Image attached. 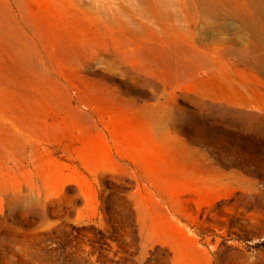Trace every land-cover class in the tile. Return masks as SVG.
<instances>
[{"label":"rangeland","instance_id":"1","mask_svg":"<svg viewBox=\"0 0 264 264\" xmlns=\"http://www.w3.org/2000/svg\"><path fill=\"white\" fill-rule=\"evenodd\" d=\"M206 12L0 0V264H264V16Z\"/></svg>","mask_w":264,"mask_h":264},{"label":"bare ground","instance_id":"2","mask_svg":"<svg viewBox=\"0 0 264 264\" xmlns=\"http://www.w3.org/2000/svg\"><path fill=\"white\" fill-rule=\"evenodd\" d=\"M200 2L204 5V10L206 9L207 12H216V11L222 12L223 11L225 13L238 15L239 14L238 10H240V9H245V8H248L249 6L252 7V9H255L258 14L257 13H251L249 15V17L246 19L245 24H247L248 28L250 29V33L248 35L252 36L250 38V39H252V46H254L256 48H260V45L257 43L256 40H254V38L259 40L257 38L256 34L261 33L260 31H257L258 28H256L255 24L257 23V21H259L261 19V16H264V11H262L259 8V6H260L264 10V0H200ZM201 11H203V10H201ZM259 15H261V16H259ZM215 17H216V14H215ZM217 17H218V15H217ZM174 28H175V26H174ZM235 50H237V49H235ZM239 53H240V51H239ZM249 64L252 67H254V69H256V71H258L264 75V49L262 50V53L260 55L253 54L249 60Z\"/></svg>","mask_w":264,"mask_h":264}]
</instances>
